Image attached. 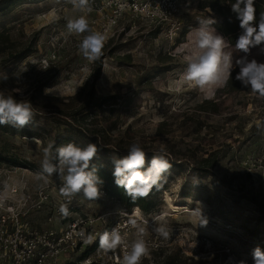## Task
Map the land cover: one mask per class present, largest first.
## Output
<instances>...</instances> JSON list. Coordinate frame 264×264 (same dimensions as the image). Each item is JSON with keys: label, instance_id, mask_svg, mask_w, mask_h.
I'll list each match as a JSON object with an SVG mask.
<instances>
[{"label": "rangeland", "instance_id": "1", "mask_svg": "<svg viewBox=\"0 0 264 264\" xmlns=\"http://www.w3.org/2000/svg\"><path fill=\"white\" fill-rule=\"evenodd\" d=\"M103 1L90 0L87 16L90 26L106 36L103 55L96 61L80 54L82 36L66 31L67 19L79 14L67 0L30 1L0 12V72L9 75L0 89L32 103L35 122L24 129L41 141L37 145L21 134L0 132L9 154L35 165V170H26L0 163V195L36 201L42 192L61 198L60 181L54 176L45 183L37 174L42 148L68 137L74 124L122 144L138 139L143 148L163 149L184 162L181 173L169 175L168 189L158 196L153 211L145 215L139 210L148 221V251L140 264H164L170 253L182 257L180 264H232L230 257L254 264L253 249L264 251V222L258 211L264 209V200L257 177H249L243 166L264 148V99L247 89L220 94L222 88H200L181 78L194 50L190 33L202 18L214 16L201 9L207 0H180L172 21L180 26L174 35H169V25H151L129 14L106 29ZM224 51L234 59L241 55L229 43ZM203 161L212 166L211 175L195 179L188 165ZM185 182L200 190L196 198L181 195ZM197 202L209 219L207 227H197L193 217L173 211L194 209ZM71 207L77 215L90 217L98 234L119 227L129 242L135 238L127 219L137 208L127 213L105 195L91 202L77 198ZM43 215L31 212L33 224L43 225ZM157 216L170 229L167 240L152 231ZM123 252L98 258L103 252L92 249L85 257L92 264H117Z\"/></svg>", "mask_w": 264, "mask_h": 264}, {"label": "clouds", "instance_id": "2", "mask_svg": "<svg viewBox=\"0 0 264 264\" xmlns=\"http://www.w3.org/2000/svg\"><path fill=\"white\" fill-rule=\"evenodd\" d=\"M67 2L76 13H79L67 19V33L82 36L79 51L86 60H99L103 55L106 36L94 30L89 24L87 16L92 11L90 0ZM230 10L239 22L241 30L234 44L235 52L241 55L234 59L232 52L224 51L228 47V42L217 31L215 25L218 21L214 16L202 18L199 26L190 33L194 37V50L188 58L181 78L200 88H223L230 79H233L235 71L234 79L240 82L242 89L264 98V60L257 58L264 57V12L257 16L255 0H234ZM15 75L19 78V73ZM8 79L9 75L6 72H0V83ZM49 93L50 89H45V94ZM36 115L29 100L17 99L0 89V126L23 129L34 124ZM32 140L37 145L41 144L37 137H33ZM100 150L98 143L88 142L80 145L75 141L61 145L50 142L42 148L37 179L47 183L55 176L60 181L58 191L62 199L58 212L63 218L72 215L70 206L77 198L80 202H91L104 196L102 191L104 180L98 175L99 170L93 164ZM110 161L116 186L124 189L132 203L146 199L154 188L156 190L162 188L167 183V177L173 167L163 149L154 152L150 161L147 160V152L138 139L129 145L127 155L111 156ZM173 211L187 213L195 219L197 227H207L209 223L200 202L196 203L194 209L176 207ZM118 212L127 215L122 210ZM153 222L155 226L152 231L158 238L167 240L170 237V229L163 222V217L157 216ZM127 224L135 230V238L131 242L126 234L121 233L119 227L96 235L81 231L79 237L86 245L98 241V249L106 255L115 254L123 249V256L117 257V264H140L141 258L148 251L144 239L148 221L143 218L139 209H136L133 215L128 216ZM252 256L254 264H264V251L259 246L253 249ZM229 260L232 264H246L244 260L235 261L231 257Z\"/></svg>", "mask_w": 264, "mask_h": 264}, {"label": "built area", "instance_id": "3", "mask_svg": "<svg viewBox=\"0 0 264 264\" xmlns=\"http://www.w3.org/2000/svg\"><path fill=\"white\" fill-rule=\"evenodd\" d=\"M179 3L180 0H104L101 7L108 13L106 29L115 26L123 14H129L151 25H169V35H174L173 30L180 26L172 22L179 12ZM244 164L246 174L257 177L264 200V148ZM61 199L42 192L36 201L0 195V264H92L84 257L92 244H84L79 233L98 234L93 229V220L87 215H77L71 206L72 215L63 218L58 212ZM31 212L44 213L43 225L33 224ZM97 249L98 246L93 252ZM103 254L97 253V257Z\"/></svg>", "mask_w": 264, "mask_h": 264}, {"label": "trees", "instance_id": "4", "mask_svg": "<svg viewBox=\"0 0 264 264\" xmlns=\"http://www.w3.org/2000/svg\"><path fill=\"white\" fill-rule=\"evenodd\" d=\"M30 1L40 2L42 0H1L0 2V12H4L10 7L22 4L29 3ZM234 0H207V3L201 7L202 10L208 9L215 18L217 19V24L215 25L217 31L222 34L230 45H234L235 41L240 33L239 22L236 20L235 15L230 10V5ZM255 6L257 10V16H259L260 12H264V0H255ZM238 71V69H236ZM235 71L233 72V79L228 81L227 86L223 87L218 92L220 94H239L245 91V89L241 88L240 82L234 79ZM99 78V71L96 72L95 79ZM264 99V98H261ZM105 102V101H104ZM100 104H98L99 106ZM217 112V111H216ZM74 129L69 130L70 135L68 137L59 138L56 145L66 144L71 141H75L80 145L87 144L88 142L98 143L100 147V152L98 158L93 161V164L98 168V175L104 180V185L102 187V191L104 195L114 202H117L121 205L122 209L130 213L133 208L139 209L143 214H148L153 211L155 207V201L158 199V196L168 189L167 184L169 175L167 177V183L164 184L162 188L156 190L155 188L152 190L151 194L146 199H139L135 203H132L130 198L127 197L125 191L121 187H117L114 182V177L112 175L113 165L111 164L110 157L118 156L123 157L127 155V149L129 147L128 144H122L119 140H110L106 136H102L96 131H92L87 129L86 127H77L75 124L73 125ZM0 132L6 136H13V134H21L23 137L33 138L37 135L34 133H30L28 129H16L12 126H0ZM113 143H112V142ZM147 152V160L150 161L152 154L154 151L152 148H144ZM170 161L172 162L171 172L175 174L181 173L183 170L182 163L180 159L175 158L170 152L167 153ZM0 163L5 164L6 166L12 168H21L26 170H35V165L28 161H22L16 158L14 155L8 153V149L0 143ZM208 162H197L188 165L189 174H193L196 178L208 177L211 175L212 166H207ZM199 189L196 185H190L188 182H185L181 189L180 193L184 198H189L191 194L193 196H197L199 194ZM196 198V197H195ZM198 201L203 200L201 198L196 199ZM260 206L258 211L260 212V221L264 222V209ZM258 233H256L257 236ZM261 234V233H259ZM98 246V241L92 243V245L86 250V255H88L89 251ZM182 257L175 256L173 254H168L164 256V264H180V260ZM76 264V263H71Z\"/></svg>", "mask_w": 264, "mask_h": 264}]
</instances>
